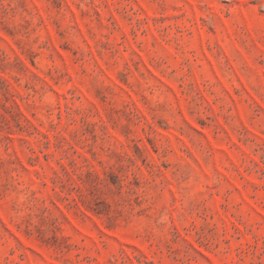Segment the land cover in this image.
<instances>
[{"label":"rangeland","instance_id":"rangeland-1","mask_svg":"<svg viewBox=\"0 0 264 264\" xmlns=\"http://www.w3.org/2000/svg\"><path fill=\"white\" fill-rule=\"evenodd\" d=\"M0 264H264V0H0Z\"/></svg>","mask_w":264,"mask_h":264}]
</instances>
